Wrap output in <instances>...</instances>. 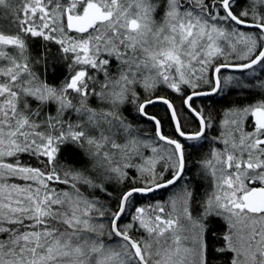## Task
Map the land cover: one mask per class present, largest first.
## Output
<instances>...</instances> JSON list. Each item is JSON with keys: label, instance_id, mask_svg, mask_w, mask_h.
Masks as SVG:
<instances>
[{"label": "snow or ice", "instance_id": "snow-or-ice-1", "mask_svg": "<svg viewBox=\"0 0 264 264\" xmlns=\"http://www.w3.org/2000/svg\"><path fill=\"white\" fill-rule=\"evenodd\" d=\"M0 264H264V0H0Z\"/></svg>", "mask_w": 264, "mask_h": 264}, {"label": "trees", "instance_id": "trees-1", "mask_svg": "<svg viewBox=\"0 0 264 264\" xmlns=\"http://www.w3.org/2000/svg\"><path fill=\"white\" fill-rule=\"evenodd\" d=\"M199 104V106H203L206 110L208 109H213L215 111V113L217 114V116L219 117L220 115H222L223 113V109L225 107L224 104H213V101H198L197 102ZM177 104H179V101H177ZM149 111L154 114V115H159L160 117H164V106L163 105H154L151 106V108L149 107ZM133 116L135 115L134 113L132 114ZM135 120L138 124V126L146 131H151V122L144 120L143 118H140L138 116L135 117ZM191 130V129H188ZM164 131L166 132V134L168 135H173L174 131L173 128L171 127V125L169 124V122L167 121V119L165 118V126H164ZM217 129H212L210 132V135H214L216 134ZM187 143V142H185ZM205 151H207V147L205 148ZM205 187H207V185H205ZM201 194H203V189H201ZM170 195H172V192L170 190H165L163 192H158L155 193V195L153 194L151 199L147 198V197H138L137 199L142 202V203H154L156 200H165L167 199ZM125 222H127V220L125 219Z\"/></svg>", "mask_w": 264, "mask_h": 264}, {"label": "flooded vegetation", "instance_id": "flooded-vegetation-1", "mask_svg": "<svg viewBox=\"0 0 264 264\" xmlns=\"http://www.w3.org/2000/svg\"><path fill=\"white\" fill-rule=\"evenodd\" d=\"M215 99H217V98L212 97V98H207V99H202V100L200 99V101H202V102L207 101V100H209V101H213V100H215ZM198 101H199V100H198ZM198 101H197V102H198ZM197 102H196V103H197ZM197 106H198V104H197Z\"/></svg>", "mask_w": 264, "mask_h": 264}, {"label": "water", "instance_id": "water-1", "mask_svg": "<svg viewBox=\"0 0 264 264\" xmlns=\"http://www.w3.org/2000/svg\"><path fill=\"white\" fill-rule=\"evenodd\" d=\"M203 98H207V97H203ZM203 98H199V99H203ZM158 105V104H157ZM154 106V105H153ZM150 108H151V106H149ZM150 122V121H149ZM165 190H167V189H165ZM165 190H160V191H158V192H161V191H165ZM158 192H156V193H158ZM153 195V194H152ZM154 195H155V193H154Z\"/></svg>", "mask_w": 264, "mask_h": 264}, {"label": "bare ground", "instance_id": "bare-ground-1", "mask_svg": "<svg viewBox=\"0 0 264 264\" xmlns=\"http://www.w3.org/2000/svg\"><path fill=\"white\" fill-rule=\"evenodd\" d=\"M207 98H209V97H207ZM207 98H203V99H207ZM198 100H200V99H198ZM198 100H197V101H198ZM201 100H202V99H201ZM161 192H163V191H161Z\"/></svg>", "mask_w": 264, "mask_h": 264}, {"label": "rangeland", "instance_id": "rangeland-1", "mask_svg": "<svg viewBox=\"0 0 264 264\" xmlns=\"http://www.w3.org/2000/svg\"><path fill=\"white\" fill-rule=\"evenodd\" d=\"M198 104V103H197ZM198 106H199V104H198ZM201 106V105H200ZM203 107V106H202ZM168 199V198H167ZM167 199H165L164 201H166Z\"/></svg>", "mask_w": 264, "mask_h": 264}]
</instances>
